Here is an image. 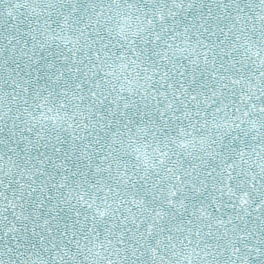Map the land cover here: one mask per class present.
<instances>
[{"label":"snow or ice","instance_id":"obj_1","mask_svg":"<svg viewBox=\"0 0 264 264\" xmlns=\"http://www.w3.org/2000/svg\"><path fill=\"white\" fill-rule=\"evenodd\" d=\"M0 264H264V0H0Z\"/></svg>","mask_w":264,"mask_h":264}]
</instances>
